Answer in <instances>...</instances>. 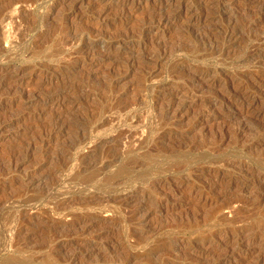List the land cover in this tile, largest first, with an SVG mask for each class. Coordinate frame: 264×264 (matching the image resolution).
I'll return each instance as SVG.
<instances>
[{
	"label": "rangeland",
	"instance_id": "rangeland-1",
	"mask_svg": "<svg viewBox=\"0 0 264 264\" xmlns=\"http://www.w3.org/2000/svg\"><path fill=\"white\" fill-rule=\"evenodd\" d=\"M0 264H264V0H0Z\"/></svg>",
	"mask_w": 264,
	"mask_h": 264
}]
</instances>
